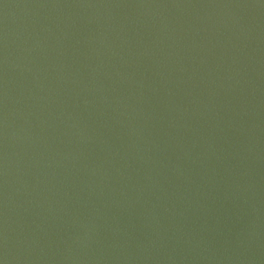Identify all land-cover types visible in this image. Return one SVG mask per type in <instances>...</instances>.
Returning a JSON list of instances; mask_svg holds the SVG:
<instances>
[{"label": "water", "instance_id": "95a60500", "mask_svg": "<svg viewBox=\"0 0 264 264\" xmlns=\"http://www.w3.org/2000/svg\"><path fill=\"white\" fill-rule=\"evenodd\" d=\"M264 98V0H0V264H174Z\"/></svg>", "mask_w": 264, "mask_h": 264}]
</instances>
